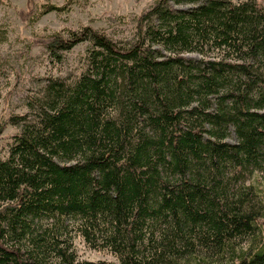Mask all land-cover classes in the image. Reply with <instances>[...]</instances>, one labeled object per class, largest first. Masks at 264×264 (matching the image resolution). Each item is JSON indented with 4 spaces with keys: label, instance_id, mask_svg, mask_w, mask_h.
<instances>
[{
    "label": "trees",
    "instance_id": "obj_1",
    "mask_svg": "<svg viewBox=\"0 0 264 264\" xmlns=\"http://www.w3.org/2000/svg\"><path fill=\"white\" fill-rule=\"evenodd\" d=\"M130 24L37 39L53 62L88 49L0 127V264H264V0H157Z\"/></svg>",
    "mask_w": 264,
    "mask_h": 264
},
{
    "label": "rangeland",
    "instance_id": "obj_2",
    "mask_svg": "<svg viewBox=\"0 0 264 264\" xmlns=\"http://www.w3.org/2000/svg\"><path fill=\"white\" fill-rule=\"evenodd\" d=\"M66 13L52 12L40 21L23 20L21 12H37L46 4L63 6L67 0H0V127L12 115L26 112L27 98L50 77L74 78L84 68L88 45L81 44L64 53L62 62H53L37 39L55 32L79 30L83 26L104 29L123 38L131 31L132 20L148 10L157 0H75ZM263 1V0H260ZM125 17L126 19L119 20ZM195 59L197 55H190ZM0 137V157L8 156L12 138L18 129L6 125ZM233 135L231 142H235ZM264 187V174L260 176ZM264 227V221H262ZM80 261L116 263L114 256L91 250L74 239Z\"/></svg>",
    "mask_w": 264,
    "mask_h": 264
}]
</instances>
